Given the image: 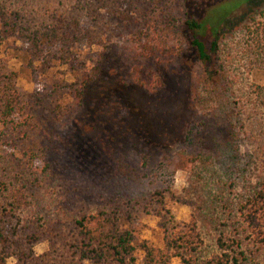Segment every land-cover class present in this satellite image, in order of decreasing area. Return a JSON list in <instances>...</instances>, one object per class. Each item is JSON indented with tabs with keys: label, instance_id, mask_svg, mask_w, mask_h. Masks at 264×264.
Segmentation results:
<instances>
[{
	"label": "rangeland",
	"instance_id": "obj_1",
	"mask_svg": "<svg viewBox=\"0 0 264 264\" xmlns=\"http://www.w3.org/2000/svg\"><path fill=\"white\" fill-rule=\"evenodd\" d=\"M2 1L18 32L6 35L0 21V70L12 74L30 117L23 106L13 116L35 126L34 146L68 139L56 158L65 160L69 176L36 191L53 240L27 245L11 237L7 264H69L64 242L80 211L105 207L113 195L130 203L159 188L162 200L132 221L140 262L143 242L156 260L166 253L162 227L191 226L201 238L200 259L217 252L214 237L226 232L239 235L244 264H264V246L237 211L247 188L264 187V5L243 3L223 20L217 57L204 67L186 45L148 57L129 28L105 24L107 0ZM235 2L211 8L210 24ZM32 34L42 41L31 52ZM14 49L29 60L14 57ZM184 257L164 264H187Z\"/></svg>",
	"mask_w": 264,
	"mask_h": 264
},
{
	"label": "trees",
	"instance_id": "obj_2",
	"mask_svg": "<svg viewBox=\"0 0 264 264\" xmlns=\"http://www.w3.org/2000/svg\"><path fill=\"white\" fill-rule=\"evenodd\" d=\"M92 1L86 0L85 4ZM107 1L109 3L103 4L106 11L105 24L109 25L110 22L115 21L119 27L129 28L137 48L146 51L148 57L171 56L178 48L186 45L190 53L204 67L212 64L217 57V33L223 20L243 3L249 7L262 5L263 8L264 5V0H236L232 9L220 22L212 25L209 22L210 9L231 0ZM5 5L6 3L0 0V21L6 30V35L15 36L18 32V22L10 17L11 14L5 10ZM261 36V40L264 41V24H262ZM28 37L31 38V49L35 48L42 38L36 34ZM18 51L20 50L14 49L13 56L20 58L22 62H27L29 55H20ZM13 83L12 74L0 70V264H7V250L11 246V237L16 236L19 241L27 245L33 244L42 237L53 240L55 235L52 232L54 228L52 223L44 219L37 210L40 207L37 203L36 191L47 181L69 179L65 160L56 158L60 145L68 139H47L44 140L46 146L32 145L33 138L29 136V131L35 126H32V122L26 118L13 116L15 110L22 106L25 116L29 113L26 103L13 87ZM185 151L187 155L194 153L192 157L199 155L193 149H185ZM166 157L170 156L166 155ZM57 166L62 169H58ZM66 180L65 185H69ZM164 190L155 189L143 198H136L130 203L119 201L118 196L113 195V200L104 205L105 207L80 211L72 220L69 238L64 242L66 262L69 264H164L171 256L177 255L188 256L184 257V262L187 264H244L246 255L239 241V235H230L226 232L214 237L216 253L207 258L197 257L201 238L195 227L191 226L180 230L162 227L164 231L162 244L166 253L156 260L149 245L143 242L140 251L144 259L140 262L137 248L133 244L134 214L143 210L142 208H149L153 203L160 202L165 196ZM75 191L80 190L77 188ZM65 198H61L64 203L67 202ZM237 204V211L242 217L244 228L264 246V187L250 186L240 196ZM172 250L175 253H170ZM23 255L25 262H29L27 254L23 253ZM38 262H42L41 259Z\"/></svg>",
	"mask_w": 264,
	"mask_h": 264
}]
</instances>
